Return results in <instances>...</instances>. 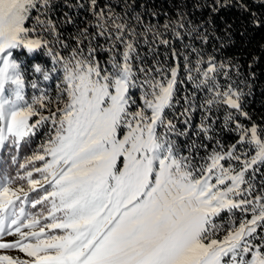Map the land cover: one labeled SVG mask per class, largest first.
I'll use <instances>...</instances> for the list:
<instances>
[{"label": "snow or ice", "instance_id": "obj_1", "mask_svg": "<svg viewBox=\"0 0 264 264\" xmlns=\"http://www.w3.org/2000/svg\"><path fill=\"white\" fill-rule=\"evenodd\" d=\"M195 3L200 6V0ZM206 4L208 19L179 23L203 44L214 37L225 50L237 38L243 44L250 32H264V13L258 14L264 0ZM95 6L90 0L89 7ZM53 7V0H0V152L6 147L18 152L50 123L36 152L19 163L12 157L16 175L0 174V250L29 258L0 254V264H264V243L257 242L264 241V187L257 191L246 176L264 166V127L241 121L252 120L244 105L264 84V71H256L264 64V43L248 52L247 61L205 59L195 48V65L185 57V78L208 94L202 107L209 115L198 134L211 140L213 107H222L225 127L238 131L227 151L213 149L197 162L193 150L207 146L193 143L186 153L179 142L191 135L195 106L185 97L187 106L169 117L179 103L178 69L163 78L145 67L137 70L135 31L103 11L94 12L98 34L123 44L119 58L113 55L102 65L94 48L85 53L80 47L79 37L64 57L36 27H28L34 21L55 33L45 19ZM86 34L87 28L81 30ZM17 52L43 53L52 67L35 64L29 72ZM52 73L61 77L56 100L39 87L40 78L48 81ZM29 87L40 94L29 97ZM245 145L254 154L242 151ZM26 204L37 211L26 210ZM5 236L18 238L5 242Z\"/></svg>", "mask_w": 264, "mask_h": 264}, {"label": "trees", "instance_id": "obj_2", "mask_svg": "<svg viewBox=\"0 0 264 264\" xmlns=\"http://www.w3.org/2000/svg\"><path fill=\"white\" fill-rule=\"evenodd\" d=\"M53 3L54 7L48 12L45 19H50L53 22V26L56 29L55 33L42 30L34 21H30L28 27H36L37 33L49 41V46L54 52L68 57L71 54V50L77 47L76 38L79 37L82 40L80 47L85 53L89 47L94 48L96 59L102 65L106 66L113 55L118 59L123 51V44L116 42L114 39H109L108 33L104 35L98 34L96 27L98 21L94 12L103 11L105 16L112 14L120 17L129 29L135 31L134 45L137 52L134 54L133 64L137 70L139 67H145L150 69L153 74L163 78L170 76L171 68L176 67L178 69L177 79L182 82L177 84L175 98L179 103L176 104L175 109L169 111V117L173 116V112L178 114L183 111L187 106L185 97H188L189 101L195 106V110L191 112L189 127L191 135L180 137L179 142L183 145L186 153L190 144L195 143L207 146L193 150L197 162L205 158L207 153H210L213 149L227 151L236 143L238 131L232 130L234 128L232 125L225 127V110L222 107H213L211 110V119L215 121L211 125V140L204 138L203 134H198L197 126L205 116L209 115L205 108L202 107L208 94L203 89L197 90L193 88L191 82L185 78V57L187 56L188 60L195 65L197 53L192 50L195 48L200 51L205 59L208 56H216L218 59H223L225 56H236L241 61H247L249 59L248 52H255L258 46L264 43V32H250L243 44L237 38V45L225 50L220 49L219 42L214 37L207 44H203L200 39L194 38V34L187 27L180 28L179 23L182 22L185 25L189 23L199 24L202 20L208 19L209 10L206 0H200V6H196L195 0H96L94 10L89 7L90 0H53ZM261 13H264V9L258 10V14ZM181 14L184 17L183 21H181ZM229 18L232 20L239 19L235 14H230ZM68 19L72 22L67 23ZM240 22L242 23L243 21L240 20ZM110 24L111 21H109ZM85 28H87V38L81 36V30ZM110 32L114 37V30L110 28ZM125 39L132 38L125 33ZM162 41H167V43ZM17 56L29 72H31L35 64H40L47 68L52 67L51 57L43 53L28 56L25 52H17ZM157 68L160 69L159 73H156ZM256 71L260 75L264 71V64L257 68ZM29 78L31 79L32 77L30 76ZM221 82L223 83V78H221ZM60 83V74L52 73V78L48 81H43L40 78L39 87L47 93L49 98L56 100L58 96L57 85ZM26 91L29 97L33 94H40L39 92L34 93V90L30 87ZM134 95L137 102H139V93L135 92ZM49 107L51 110H55L54 104ZM60 107H63V103L60 104ZM244 108L252 117L251 121H245L241 118L245 126L250 125V123H257L264 127V84H261L254 94L248 96ZM43 111L47 115L49 110L45 109ZM178 127L183 129L186 126L179 124ZM49 131L50 123L42 127L37 135L31 139L32 141L28 142L29 147L33 149L36 142L38 143L42 140L40 139L41 137L46 139ZM5 149L6 152L0 154V163L7 166L8 170L6 169V171L10 174L18 167L17 164L11 163L13 155H20L19 161H21L22 158L29 155L28 152L30 150L32 151V149H27L23 144L18 152L17 150L9 152L8 148ZM242 151L249 152V156L254 152L248 145L243 146ZM239 154L238 152L237 155ZM224 163L227 166V162ZM232 165L236 169L241 167L236 161H232ZM0 167L2 166L0 165ZM246 176L251 180L257 191L264 187V166H259V170L255 173L249 170ZM240 216L241 214L237 212L235 221L237 224ZM260 232L261 235H264V230H260ZM257 242L264 243L259 238H257ZM10 256L20 260L29 259L18 250L11 253Z\"/></svg>", "mask_w": 264, "mask_h": 264}, {"label": "rangeland", "instance_id": "obj_3", "mask_svg": "<svg viewBox=\"0 0 264 264\" xmlns=\"http://www.w3.org/2000/svg\"><path fill=\"white\" fill-rule=\"evenodd\" d=\"M40 139H42L41 141H39L38 143L36 142V145H35V147L32 149V151L29 153V155L28 156H30V155H32L34 152H36L38 149H39V146L43 143V142H45V138H43V137H41ZM253 154H254V152H253ZM252 155V154H251ZM238 170V169H237ZM21 183V182H20ZM7 255H11V254H7Z\"/></svg>", "mask_w": 264, "mask_h": 264}]
</instances>
